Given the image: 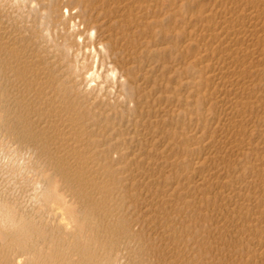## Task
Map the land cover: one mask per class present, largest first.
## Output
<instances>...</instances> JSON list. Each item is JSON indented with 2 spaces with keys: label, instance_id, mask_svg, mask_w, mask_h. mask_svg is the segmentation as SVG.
Wrapping results in <instances>:
<instances>
[{
  "label": "bare ground",
  "instance_id": "6f19581e",
  "mask_svg": "<svg viewBox=\"0 0 264 264\" xmlns=\"http://www.w3.org/2000/svg\"><path fill=\"white\" fill-rule=\"evenodd\" d=\"M31 1L42 5L41 0ZM72 1L79 8L76 16L83 17L82 23L86 26L85 31H78L77 35L94 28L98 38L92 45L104 43L107 49L106 55L101 54L102 63L119 70L114 91H110L111 80L103 90L99 84L87 89L83 72H77L74 67L77 63L75 51L80 48L50 41L45 35V31H50L49 24L43 30L44 34H40L34 31V25L24 23L27 19L20 21L17 11L16 14L12 12L11 17L5 11L15 0H0V58L4 61L0 71L9 83L14 80L26 84L29 95L34 98L20 90L21 98L25 102L26 98L33 101V106H44L51 118L54 117L52 128L58 131L62 124L64 138L75 134L77 140L74 143L61 142L59 146L63 149H60L61 158L58 159L66 164L72 178L78 179L86 191L90 190L91 197L100 201V206L97 205L102 212L99 214L101 220L112 223L115 206L121 201L128 202L129 207L142 199L144 211L140 217L143 222L145 219L154 225V238L163 236L162 241L159 240L162 248L158 249L161 263L264 264V0H70L65 5L60 0L55 8H51L61 18L64 7L72 8ZM19 9H24V5L21 4ZM57 23L63 24V21L59 19ZM31 37L35 40L29 45ZM67 48L73 49L72 55L68 54ZM16 90L19 91L18 86ZM15 92L11 94L15 95ZM34 132L35 128L32 134ZM71 180H67L64 192H55L60 195L58 206L62 208L68 205ZM40 189L42 194L52 197L50 186L43 185ZM67 208L63 210L67 212ZM72 212L74 217L76 212ZM62 215L59 216L74 221L73 217ZM75 222L66 224L75 228ZM122 223L125 227V222ZM119 225L114 226L119 228ZM8 237L3 234L1 239L5 241ZM102 241H107L106 253L103 252L99 259V255H94L98 260L113 264L115 257H111L109 251L115 240L113 243V240ZM22 242V253L16 260L28 264L29 260L22 257L32 255L34 251L30 247L28 250V245ZM118 244L120 246L122 242ZM101 248L95 249L101 251ZM121 251L123 253V249ZM103 261L100 262L103 264ZM4 262L0 260V264H10L8 259ZM57 263L51 259L42 264Z\"/></svg>",
  "mask_w": 264,
  "mask_h": 264
},
{
  "label": "rangeland",
  "instance_id": "374dc122",
  "mask_svg": "<svg viewBox=\"0 0 264 264\" xmlns=\"http://www.w3.org/2000/svg\"><path fill=\"white\" fill-rule=\"evenodd\" d=\"M41 1H42L41 2L42 5L39 6V4L36 1H33L32 2L31 0H18V1L15 0V2H12L13 5H10L11 7H8L9 9L6 10L5 12L6 13L9 12L8 14L12 17V12L15 11V14H16V11H17V14L19 16V20L20 21L22 20V22L24 21V19L25 20L27 19L26 21H28V18L30 17L29 20L31 22L30 21H28V22L24 21V23L25 24L28 23L29 26L30 25L31 26L34 25V27H35L34 31L35 32L39 31L40 34L41 33L44 34V31L43 30L45 29V27L47 26V24H49L50 31H45V33L48 32L46 36L48 38H50V41H53L54 43H59V45H63V44H67V45L68 44H73L75 48H80L79 50L81 52H83V49L84 48L93 46L92 44H94V42L98 38L97 31H95L96 32V36H95V39L96 40L94 39L93 41L89 42V38L87 36V32L86 33H83L81 35V36H85L84 42L82 44H79L77 42V40H76V37L77 36H80V35H77V32L78 31H81V30L83 31L86 28V26H85V24L82 23V18L83 17L80 16V18H79V16H76V15H78L79 8H76L75 2H73V1L71 2L70 5H71L72 8L64 7V10H62V13L63 14H61V18H59L56 15V13H55V9H52V8H55L57 6V4L60 3V2H58L60 0H55V1L54 0H41ZM46 1H47V3H46ZM61 1H63L62 4L65 5V4L69 3L70 0H61ZM32 3H34L36 6L33 7L32 6L33 5ZM21 4L24 5V9H22V10L19 9V7H21ZM51 6H52V8H51ZM26 8H29V9H26ZM65 9L68 10V14L67 15H65V12H64ZM22 16L24 18H21ZM15 17H17V16H15ZM73 17H74V19H73ZM10 19H12V18H10ZM59 19L63 21V24L57 23V20L59 22ZM64 24H66V25H64ZM72 24H75L76 25L75 30H73L71 28V25ZM81 26H83V27H81ZM25 33H26V35H30V32H25ZM28 40L29 41L31 40V41L29 42V41L26 40V43L29 42V45L30 44L32 45L33 44L32 41L35 40V38L33 39L31 37ZM50 41H45V43H50ZM1 57H2V55H1ZM100 57H101V55H100ZM2 58H4V57H2ZM102 58L103 57H101V59ZM5 59H7V58H5ZM83 59H90L89 61H91V53H88L86 56H82L81 57V60H83ZM2 60L0 58V66H1L2 62L4 63V61H2ZM101 62H102V60H101ZM90 64L91 63H89L88 67L91 66ZM106 67L107 66H105V69H107ZM105 71H107V70H105ZM0 74L3 77L2 78L0 76V79H1V82H0V234H1L0 235V260L2 262H4V261L6 262L7 259H8V261H10V264H20L17 260L20 258L19 255L22 253V251H21V241H23L22 242L23 244L28 245V250L32 249L34 251V254H32V255L25 254V257L24 256L22 257L23 260H29V263L28 264H34V263L35 264H39V262H40V264H42V263H44L46 261H49L51 259L52 260L54 259V262H56V263L58 262L57 264H65V263H67V264H75V263H77V264H81V263L82 264H88V263L89 264H95V263L96 264H102L101 262L103 260H101V259L98 260V259H99V257L101 258V256L104 255V253H106V251H107V247H106L107 245H105L107 243V241H105L106 243H104V241H102L103 239H105V240L107 239L108 240V243L110 242L109 240H113V241H111L112 243L114 242V240H115V242H117L116 243L117 245L115 244V242L113 243L114 246L112 245L113 248H111L112 250L109 251V254L111 255V257L112 256L115 257V258H112L114 260V263L115 264H118V263L119 264H126V263L127 264H130L131 262H132L131 264H133V263L134 264H138V263H140V264H151V263H153L154 264V262H155V264H163V263H161V260H160V257H159V253L160 252L158 250V249H161L162 248V246H161L162 245V242H159V240L162 241L161 238L163 236L162 235L161 236L159 235L158 236L159 239H158L157 236L154 238L153 237V228H154V225L153 224H150V223L148 224L147 222H145V219H144V222H143V219H142L143 217H140V216L143 215V212L141 213V211H144V205H143L144 203L141 202L143 200L141 199V201L139 200V201H137V203H134V204L129 205L130 208L128 207V204L129 203L126 202V201H121L122 203H118V205L115 206V209H116L114 211L115 216H113L114 220H113L112 223H114V224H112V223H106L105 221H103V219L101 220V217H100L101 215H99V214H102V212H100V209H99V207L97 205V204H99L100 201L96 200V197H91L92 195H91L90 190L89 191H86L85 186L82 183H80V181L78 179L77 180L76 179H73L72 178L73 175H70L71 174V171H69V169L67 167H65L66 164H62V161L59 160L61 158L59 156V151H60L61 148L63 149V147H61L62 145L61 146H59V145L61 144L62 141H63L62 143L65 142V144H68L69 142L70 143H74V141L77 140L76 137H75V134H73V135L72 134L71 135H66L67 136L66 137L67 139L64 138L62 136V134H61V131H62L61 126H63V125L62 124H59V127H60L59 129H61V130L58 129V131L54 129L55 127L52 128L51 127V124H53L52 120H53L54 117L52 116V118H51V116L49 114V111L47 109H45L44 106H42V105L33 106V104H34L33 101H30L29 102V99L27 100L26 97H25L26 98V102H25V99L23 101V99L21 98V95H22L21 93L22 92L25 93V91H27V92L29 91V89H27L26 84H21V83H18L17 81H14V80H11L12 82L9 83L10 80L9 79L7 80V77L4 74H3L4 75L3 76L1 71H0ZM6 81H7V83H5ZM4 83L6 85H4ZM14 83H16V84H14ZM8 84H10V85H8ZM2 85H3V87H2ZM14 86H16V87H14ZM17 86H18V90L19 91L16 90L17 89ZM23 86H25L26 88L25 89L24 88L22 89ZM13 88L14 89L16 88L15 91L17 93L13 90ZM11 89H12V91H11ZM20 90H23V91L21 92ZM7 91H8V93H7ZM12 92H15L16 94L15 95H12L11 94ZM29 93L30 92H28L27 94L29 95ZM31 95H29V96H30L31 99H33L34 98V95H33V97H31ZM36 98L37 97H35V99ZM15 100H17V101H15ZM7 102H8V104H7ZM16 102H18L17 105H16ZM36 107H37V109L39 108L41 110H39V109L36 110ZM16 108H17L18 111H16ZM25 110L27 111V113H26ZM39 111H40V113H39ZM41 112H44V113H41ZM32 114H34L35 116L32 115ZM24 115H25V117H24ZM36 115H37V117H36ZM45 115H46V117H45ZM47 116H50V117L48 118ZM28 117H29V119H27ZM17 118H18V120H17ZM58 118H60V115L57 116V119ZM48 119H50V121ZM44 121H46L47 123L46 122L44 123ZM13 122H15V124ZM16 122L19 123V124H17ZM36 124H37V126H36ZM29 125H31L30 128H28ZM17 126L19 127L20 130L18 129ZM22 126H24V127H22ZM48 126H50V127L48 128ZM32 127L35 128L34 134H35L36 137L34 136V134H32V129H33ZM38 127H39V130H38ZM45 128L48 129L49 131L51 130L50 131L51 133L48 130L45 132V130H46ZM36 130L39 132L38 135H41V137L37 135L38 132ZM54 130H55V132H54ZM19 131H20V133H19ZM29 132H30V134H29ZM48 132L50 133V135H49ZM56 132H57V134H56ZM58 133H59V136H58ZM27 134H28V137H26V139H25V136H27ZM47 135H48V137H46ZM44 136L46 138H44ZM69 136H71V137L69 138ZM57 137H59L60 141H59V139ZM20 138H21V140L19 141ZM61 138H62V140H61ZM73 138H74V140H72ZM44 139H46V140L49 139V140H47V142L46 141L44 142ZM52 139H54V142H53ZM70 139H71V141H70ZM50 140H52L51 141L52 143L50 142ZM56 140H58V141L55 142ZM38 142L41 143V144H39ZM45 144L48 145V148H47V145H45ZM65 144L63 146H65ZM17 147H19V148H17ZM50 147H52V148H50ZM12 148L13 149L15 148V149L12 150ZM46 148L48 149V152L46 151L47 150ZM55 151H56V153H55ZM49 153H51V154L48 155ZM58 157H59V159H58ZM55 159H57V160H55ZM10 162H11V164H10ZM35 163H36V165H35ZM34 166H36V167H34ZM71 178L73 180V182H72L73 184H72V186L70 188L71 190H69V192H68V195H69L68 198H67L68 199V205L67 206H64L65 208H62L61 206H58V204L60 205V199H59L60 198V195L58 193H55V192L56 191H61V190L64 192L66 190L65 189V184H66V182H68L69 180H71ZM79 183H80V186L78 185ZM43 185L44 186L45 185L46 186H50V188L52 189V192H53L52 194L53 195H52L51 198L49 197V195L47 193H43L42 194L41 189H40V186H43ZM82 185H83L84 188L82 187ZM74 186H76V187H74ZM79 188H80V190H79ZM88 194H90V197H89ZM92 198H94L95 201ZM81 199H82V201H81ZM139 202H140V204H139ZM141 203H142L143 207H142ZM120 204H122V205H120ZM137 204H138V206H141V207L139 208L137 206ZM92 205H93V207H92ZM99 206H100V204H99ZM134 206H135V208H134ZM60 207H61L62 210L63 209H66V207H68L67 208V212H65L66 210L65 211L63 210L64 212L62 210H59ZM120 207L121 208L123 207L124 210H125V208H126V210L127 209L128 210L127 211L126 210L124 211L123 209L120 210L121 209ZM91 208H92V210H91ZM70 209L71 210L74 209L73 211L76 212V213L72 212ZM129 209H132V210H129ZM68 210H70V211H68ZM58 211L61 212V213L58 214L57 213ZM120 211H121V213H119ZM123 211H124V213H123ZM69 212H70V214H68ZM71 212L74 213V215L76 217L75 216L73 217V214L71 215ZM62 213H64V215L65 214L66 215L68 214L67 216H70L71 218L73 217L74 219L72 218V220H74V221H70L69 222L68 220H65L64 217L66 218V216L61 217V216H63ZM139 213H141V215H139ZM92 214H94V215H92ZM116 214H118L119 216L116 215ZM122 214H124L123 215L124 217L122 216ZM59 215H61V216H59ZM87 215H88L89 218L87 217ZM90 216H92V219H91ZM94 216H97V217H94ZM120 216L123 217V218H120L119 219ZM128 216H131V217L129 218ZM136 216H137V218H136ZM60 217H61V219H60ZM98 217H100V218H98ZM126 217L129 220L132 219L131 222L132 221L133 222L130 223L129 220L126 221ZM86 218H88L87 219L88 221H86ZM90 219L93 220V221L95 220L96 222H94V223H96V224H93L92 223L93 221H91ZM75 220L76 221L78 220V223L75 222ZM136 220H137V222H136ZM66 221L68 222V224L75 222L76 223V226H75L76 229L73 227L74 225H72V224L71 225L66 224L67 223ZM81 221L83 223H85V224H83ZM85 221L87 223H89L88 224V228H87V223ZM116 221L119 222V223H116ZM123 221L125 222V224H124ZM141 221H142V224H143V228H141L142 227V224H140ZM120 223L124 224L125 227L122 226ZM92 224H93V226H95V228H93ZM97 224H99L100 226L97 225ZM109 224H112L113 226H110ZM117 224L118 225L120 224L122 227L119 225L121 227V228L119 227L120 229L118 228V226L115 228V226ZM132 224H133V226H132ZM65 225H67V227H65ZM80 225H82V226L80 227ZM90 225L92 227H90ZM151 225H153V227ZM63 226H64V228H63ZM70 226H72V227H70ZM77 226H79V227H77ZM144 226H146V228H145L146 230L144 229ZM68 227L70 229H72V230L68 229ZM84 227L87 228V229H85ZM99 227H101V228L99 229ZM91 228H93L91 230L92 232L90 231L91 233H93L92 238L90 236L92 234H90V232H87ZM139 228H140L141 231L139 230ZM107 230H108V232H107ZM111 230L113 231V233H112ZM124 230H126V232ZM148 230H151V232L148 231ZM93 231H95V232H93ZM109 231H111V233ZM119 231H120L121 234L119 233ZM127 231H128V233H127ZM61 232H62V234H61ZM139 232L143 236H145V237L143 238ZM148 232L150 233L149 236H148V234H149ZM102 233H103V235H102ZM126 233H127V238L124 237V235ZM137 233H139V235ZM3 234L9 236L5 241L3 239H1V237L3 236ZM86 234H87V236H86ZM95 234L97 236H95ZM99 234H101L103 237H101V235H99ZM118 234H120V235L118 236ZM131 234H132V236H130ZM146 234H147V237H146ZM113 236H114V238H112ZM130 237H131V240L129 239ZM36 238H37V240H35ZM97 238H98V240L95 241V239H97ZM117 239H118V241H117ZM138 239L139 240L142 239V240L137 241ZM64 240H66V241H64ZM68 240H69V242H68ZM87 240L90 243H92L93 241L94 242L91 245ZM132 240H133V242H132ZM81 242H83L84 244H81ZM121 242H122V245H124L125 248H122L123 247L122 245L119 246L118 243L121 244ZM37 243H39L40 245L37 244ZM98 243L100 244V246H98L99 245ZM138 243L141 245V249H139V246L140 245ZM158 243H159V246H158ZM68 244H69V246H68ZM80 244L82 246L81 248H80ZM127 244H129V246ZM146 244L148 246L154 244V246H150V248H151L150 249ZM63 245H65V246H63ZM95 245H96V247H95ZM104 245H105V247H104ZM125 245L128 246V247H130V249L127 248ZM130 245H132V247ZM133 245H136V246L133 247ZM36 246H38V247H36ZM77 246H78V248H75ZM102 246L104 247L103 249L101 248ZM29 247H30V249H29ZM40 247H41V249H40ZM97 247H99V249L101 248L103 251L102 250L100 251L99 249L98 250L95 249ZM114 247H116V249L118 251L115 250ZM152 247H154V250L152 249ZM155 247H156V249H155ZM64 248H65V251H64ZM70 248H71V250L69 251ZM147 248L149 249V251H147L148 250ZM104 249H106V250H104ZM122 249H123V253L121 251ZM128 249H129V251L131 250V251H134V252H129V251H127ZM142 249L145 251V253H144V251ZM28 250H26V251H28ZM96 250H97V252H96ZM113 250H115L116 252H114ZM59 251H60V253H59ZM99 251H100L101 255H100V253H98ZM137 251L138 252L139 251H142L143 254L141 252L137 253ZM24 252H25V250H24ZM36 252H39V254H37ZM41 252H43L44 254L41 253ZM135 253H136V255H135ZM149 253H151V254H149ZM58 254H59V258H58ZM91 254H93V255H91ZM94 254H96L97 256L99 255L98 256V259L96 258L97 256H95ZM148 254H149V256H148ZM72 255H74V256H72ZM120 255H121V257H120ZM9 257H10V259L12 261L9 259ZM42 257H43V259H42ZM61 258H62V260H61ZM70 258L72 259L71 261H69ZM86 258H87V260H85ZM92 259H94V260H92ZM154 259H156V260H154ZM63 260H65V261H63ZM96 260H98V261L97 262H94ZM30 261H31V263H30ZM82 261H84L85 263L82 262ZM91 261H92V263H91ZM11 262H13V263H11ZM23 262L21 264H23ZM98 262H100V263H98ZM104 263H105V261H103V264ZM105 264H107V262Z\"/></svg>",
  "mask_w": 264,
  "mask_h": 264
},
{
  "label": "clouds",
  "instance_id": "9594fccd",
  "mask_svg": "<svg viewBox=\"0 0 264 264\" xmlns=\"http://www.w3.org/2000/svg\"><path fill=\"white\" fill-rule=\"evenodd\" d=\"M35 7L36 5L33 3L32 5ZM68 14V10L65 9V15ZM83 27V26H81ZM71 28L75 30L76 25L72 24ZM47 35V33H45ZM87 36L89 38V42L93 41L96 36L95 29L92 28L87 32ZM84 36H77L76 40L79 44L84 42ZM97 48H99V53L97 52ZM66 51L69 55H72L73 49L67 48ZM88 53H91V61L89 59L81 60L82 56H86ZM107 53V49L105 48L104 43H100L99 45H93L91 47H87L83 49L81 52L79 49L75 51V60L77 63L74 65L75 70L77 72H83V79L86 82L87 89H92L99 84L101 90L104 89L105 85L109 80L113 81V87L110 91L115 90V81L119 75V70L115 69V67L111 64L107 65L108 71H105V64L101 62L100 55ZM91 63V68L89 69L88 65ZM121 82H123L124 78L121 77ZM103 80V82H101ZM219 123H217V126Z\"/></svg>",
  "mask_w": 264,
  "mask_h": 264
}]
</instances>
